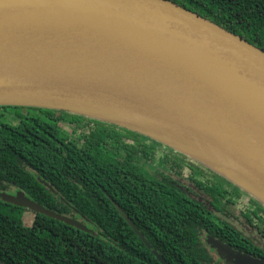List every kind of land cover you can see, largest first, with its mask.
Here are the masks:
<instances>
[{
	"label": "water",
	"instance_id": "obj_1",
	"mask_svg": "<svg viewBox=\"0 0 264 264\" xmlns=\"http://www.w3.org/2000/svg\"><path fill=\"white\" fill-rule=\"evenodd\" d=\"M71 98L115 100L128 117L85 113L67 105ZM0 105L63 109L136 130L264 204L250 185L264 178V50L174 1L0 0ZM170 126L215 147L223 169L151 132ZM0 198L92 231L21 189ZM115 205L157 260L170 264ZM206 241L225 264H264L219 238Z\"/></svg>",
	"mask_w": 264,
	"mask_h": 264
},
{
	"label": "trees",
	"instance_id": "obj_2",
	"mask_svg": "<svg viewBox=\"0 0 264 264\" xmlns=\"http://www.w3.org/2000/svg\"><path fill=\"white\" fill-rule=\"evenodd\" d=\"M171 1L264 50V0ZM10 186L92 231L0 198V264H161L115 203L170 264H212L208 235L264 259V247L225 218L264 238L261 201L186 153L116 123L0 105V191Z\"/></svg>",
	"mask_w": 264,
	"mask_h": 264
},
{
	"label": "bare ground",
	"instance_id": "obj_3",
	"mask_svg": "<svg viewBox=\"0 0 264 264\" xmlns=\"http://www.w3.org/2000/svg\"><path fill=\"white\" fill-rule=\"evenodd\" d=\"M70 100L73 101H68L67 105L69 107L85 113H90L99 117L110 119H123V117H128V108H126L125 105L112 99L79 98L76 100L71 98ZM151 132L158 137L185 149L192 155L215 167L223 169L222 165H226L224 156H222L215 147L210 145L203 138L186 129L176 126H170L167 129H158L157 131ZM250 185L251 189L264 197L263 177L256 176L254 179V183Z\"/></svg>",
	"mask_w": 264,
	"mask_h": 264
},
{
	"label": "rangeland",
	"instance_id": "obj_4",
	"mask_svg": "<svg viewBox=\"0 0 264 264\" xmlns=\"http://www.w3.org/2000/svg\"><path fill=\"white\" fill-rule=\"evenodd\" d=\"M8 192H10V193H13L14 192V188H9L8 189ZM31 217V213L30 212H27V211H24V213L22 214V218H23V222L24 223H26L27 222V224L29 223L28 222V219ZM222 217H224V216H222ZM77 218H79V217H77ZM228 221H230L231 223H233L236 227H238V228H240V229H242V230H245V228L237 221V220H235L233 217H225ZM202 239L203 240H205V235L203 234L202 235ZM257 242H259L263 247H264V239H261V240H259V241H257ZM211 251V253H212V255H213V261H212V264H225L223 261H221L219 258H218V256H217V254L214 252V251H212V250H210Z\"/></svg>",
	"mask_w": 264,
	"mask_h": 264
},
{
	"label": "flooded vegetation",
	"instance_id": "obj_5",
	"mask_svg": "<svg viewBox=\"0 0 264 264\" xmlns=\"http://www.w3.org/2000/svg\"><path fill=\"white\" fill-rule=\"evenodd\" d=\"M195 12V11H194ZM197 13V12H196ZM14 188V192L16 191V187L15 186H10V188ZM13 192V193H14ZM242 225V224H241ZM243 226V225H242ZM244 231V233L245 234H247L248 235V237H250L255 243H257V244H259V245H261L259 242H257V241H259V240H261V239H264V238H262L261 236H259L257 233H255L253 230H250L249 228H247V227H245V230H243ZM262 246V245H261ZM263 247V246H262Z\"/></svg>",
	"mask_w": 264,
	"mask_h": 264
}]
</instances>
